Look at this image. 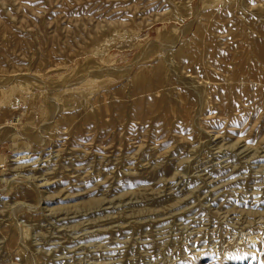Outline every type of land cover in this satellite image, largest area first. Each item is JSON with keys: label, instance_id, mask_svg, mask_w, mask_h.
Masks as SVG:
<instances>
[{"label": "rangeland", "instance_id": "374dc122", "mask_svg": "<svg viewBox=\"0 0 264 264\" xmlns=\"http://www.w3.org/2000/svg\"><path fill=\"white\" fill-rule=\"evenodd\" d=\"M263 53L264 0H0V264H264Z\"/></svg>", "mask_w": 264, "mask_h": 264}, {"label": "bare ground", "instance_id": "6f19581e", "mask_svg": "<svg viewBox=\"0 0 264 264\" xmlns=\"http://www.w3.org/2000/svg\"><path fill=\"white\" fill-rule=\"evenodd\" d=\"M259 52H260V50H259ZM261 56V55H260ZM261 59H263L264 60V53H263V56H262V58Z\"/></svg>", "mask_w": 264, "mask_h": 264}]
</instances>
